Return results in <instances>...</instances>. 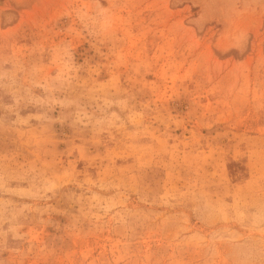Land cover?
I'll use <instances>...</instances> for the list:
<instances>
[{
    "label": "rangeland",
    "instance_id": "obj_1",
    "mask_svg": "<svg viewBox=\"0 0 264 264\" xmlns=\"http://www.w3.org/2000/svg\"><path fill=\"white\" fill-rule=\"evenodd\" d=\"M0 264H264V0H0Z\"/></svg>",
    "mask_w": 264,
    "mask_h": 264
}]
</instances>
